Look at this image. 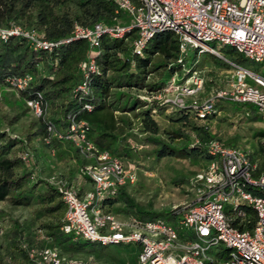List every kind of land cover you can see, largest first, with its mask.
Masks as SVG:
<instances>
[{
	"label": "built area",
	"instance_id": "built-area-1",
	"mask_svg": "<svg viewBox=\"0 0 264 264\" xmlns=\"http://www.w3.org/2000/svg\"><path fill=\"white\" fill-rule=\"evenodd\" d=\"M112 1L118 11L127 15V23L110 26L98 23L92 28L75 25L68 39L55 43L44 41L14 24L0 30V37L3 40L9 36L23 37L35 51H51L61 44L85 40L90 52L80 65L83 80L74 89L80 100L89 94L92 75L100 73L95 58L103 35L122 40L135 32L136 37L131 42L135 56H142L155 36L172 33L178 39L177 63L191 50L219 55L221 49L209 45L215 42L254 63L264 64V0H139L138 4L130 0ZM226 62L234 72L229 87L215 89L205 99L197 97L203 80L195 72L181 82H177L176 76L171 78L161 91L151 92L150 97L173 111L191 112L196 121H206L215 115L216 105L222 101L251 104L264 117V77L229 60ZM32 81V76L26 74L7 79L6 83L9 89L20 94ZM169 92L176 95L169 97ZM25 103L34 117L41 116L38 99ZM84 109L91 111L93 107L86 104ZM88 131L85 122L73 120L64 135L54 133L59 139L70 141L87 161L78 175L92 184V190L81 198L78 188L59 176L46 180L66 206L60 228L64 234L102 247L135 245L137 264H264V168L251 156L252 151L224 146L218 140L210 141L206 154L211 161L193 178L196 198L181 212L174 210L177 216L174 223L142 221L136 217L126 218V221L105 211L103 203L120 187L133 185L135 172L109 152L99 151L87 138ZM5 132L12 139H20L8 130ZM44 142L49 144L50 138H45ZM260 146L264 150V138ZM19 156L28 163L32 154L24 150ZM248 212L255 220L250 229H246L250 223L246 220ZM219 245H224L225 249L213 254V247ZM22 248L29 264H82L65 260L55 249ZM0 264H4L1 257Z\"/></svg>",
	"mask_w": 264,
	"mask_h": 264
},
{
	"label": "trees",
	"instance_id": "trees-1",
	"mask_svg": "<svg viewBox=\"0 0 264 264\" xmlns=\"http://www.w3.org/2000/svg\"><path fill=\"white\" fill-rule=\"evenodd\" d=\"M130 1L134 4L139 3V0ZM127 18L124 12L117 10V6L112 0H0V30L8 29L14 24L51 43L68 39L75 25L92 28L95 24L103 23L110 26L118 22L127 23ZM135 37V32H132L122 40L106 35L100 38V46L96 49L97 56L95 58L100 73L92 75L89 94L81 100L75 96L74 89L83 80L80 65L87 60L90 52L85 40L80 39L61 44L51 51H35L29 41L23 37L9 36L6 40L0 37V87H7V79L22 77L26 74L32 76L33 81L19 95L25 102L38 99L41 104L42 114L37 118L42 130L41 143L48 149L71 153L68 161L75 165L74 172L77 174L79 169L87 164V161L78 154L70 141L54 136V133L64 135L73 120L85 122L89 126L87 138L99 151H107L113 157L121 159L119 156L122 152L120 147L124 144L126 136L120 123L125 126L128 124L123 117L117 116V112H131L133 109L148 108L141 112V124L143 131L149 133L147 141L156 147L155 158L151 160L150 166L153 168L157 161L168 155L166 150L175 153L172 148H167L165 141L158 136V126L151 117V111L154 112L163 105L155 100L147 102L137 97L127 98V95L121 91L159 92L169 82L170 77L177 72H179V76H177L183 80L191 76V68L195 63L196 56L190 64L187 56L182 58L181 63H177L178 39L172 33L155 36L148 43L143 55L135 56L131 49V42ZM172 44H176V46L170 48L174 51L168 53V58L174 59L177 63L176 66L169 69L166 81L147 85L144 66L152 55L158 53L164 46L170 47ZM224 54L227 60L248 69L250 60L247 58L235 53L232 49ZM113 90L116 92L112 93ZM113 95L116 100L110 102ZM123 97L128 99V102L120 108L119 101ZM129 103H131L130 107L127 106ZM86 104L92 105L93 109L85 110L84 105ZM248 110L251 111V114L256 111L253 107ZM171 120L180 125V128L191 130L195 135V140L191 142L188 133L182 132L183 130L175 132L176 138L184 140L180 155L193 164L203 163L206 167L211 161V158L206 154L207 144L217 139L208 133L207 127L197 126V123L204 121H196L191 112L185 109L174 110ZM48 127H51V131H48ZM36 135L30 134L28 137H23L24 139H12L4 130H0V138L5 140H0V202L8 200L11 205L17 207H27L35 203L39 205L38 214L41 217L55 219L54 222L50 221L44 224L50 241L45 246L38 248H51L59 251V244L68 242V253L77 254L91 251L85 246H81L74 237L66 235L60 230L66 212V206L61 200L60 194L47 182L43 183L38 180V175L29 171L27 163L19 156L24 150L31 154L33 151L31 144L35 141L33 137ZM47 137L50 138L49 144L44 142ZM195 141H197L196 144ZM257 153L264 156L261 146L256 152L252 151L251 153L254 160L259 161ZM260 167L264 168V161H260ZM17 171L20 172L17 174ZM58 176L66 180L63 174ZM42 183L44 188L40 191L38 186ZM129 187H133V185L125 184L116 191L114 196L104 201L103 207H108L106 211L113 214L122 213L127 218L136 217L142 221L157 218H163L171 223L176 221L177 216L174 214V210L157 212L150 205L142 206L137 203L128 193L127 188ZM115 202H120L123 207L111 208ZM246 220L250 221L246 229H250L255 221L252 213H246ZM22 246H34L26 244L19 246V249L24 252L25 262L23 264H29ZM123 247L125 246L118 245L116 249L119 251ZM136 249L138 248L136 247Z\"/></svg>",
	"mask_w": 264,
	"mask_h": 264
},
{
	"label": "rangeland",
	"instance_id": "rangeland-1",
	"mask_svg": "<svg viewBox=\"0 0 264 264\" xmlns=\"http://www.w3.org/2000/svg\"><path fill=\"white\" fill-rule=\"evenodd\" d=\"M209 45L217 50L221 49L218 52L219 55L208 53H197L196 55L195 50L188 51L186 55L189 64L194 61L196 56L191 69L192 73L195 72L203 80L202 90L197 95L198 99L201 100L209 97L215 89L228 88L234 74L231 66L226 62L227 59L224 54L231 48L220 47L215 42H210ZM175 46L176 44H172L170 47L164 46L158 53L149 58V62L144 66L147 85L167 80L166 76L169 69L177 64L174 59L168 58V53L174 51L170 48ZM248 69L264 77V64H255L249 61ZM177 75L179 76V72L170 78L176 76L177 82H181L183 78ZM115 92V90L112 91V93ZM121 93L127 95V98L142 97L145 100H153L150 97L153 94L151 95L148 90L141 92L123 90ZM168 95L174 97L176 94L169 92ZM115 100L113 95L109 101L114 102ZM127 102L128 99L123 97L119 101L120 108ZM130 105L131 103L127 106L130 107ZM250 107L253 106L251 104L220 102L217 113L208 120L197 123V126L207 127L208 133L226 146L256 152L264 138V117L258 111L251 114V111L248 110ZM147 109L138 108L131 112H117V116L123 117L128 124L125 126L120 123L126 136L124 144L120 147L122 151L119 155L120 160L126 168L133 170L136 175V182L133 187L127 188V191L137 203L142 206L150 205L154 211L177 210L181 212L194 202L196 193L192 186L193 178L205 166L203 163L193 164L180 155L184 140L176 138L175 132L183 130L182 132L188 133L191 142L195 140V135L191 130L182 129L180 125L171 120L173 109L163 106L154 112L151 111V117L158 126V136L165 141L167 148H172L175 152L166 150L168 155L157 161L152 168L150 162L155 158L154 150L156 147L147 141L149 133L143 131L141 124V112ZM0 130H8L12 135L22 139L30 134H37L33 137L35 141L31 144L33 157L27 165L29 171L38 175H36L38 180L44 183L47 179L58 176L59 173L63 174L60 171L62 167H66L71 153L48 149L41 143L40 121L33 116L21 96L5 86L0 87ZM0 140L5 141L2 137ZM257 156L259 161H264L263 154L257 153ZM150 168L152 170H149ZM43 183L39 184L38 190L41 191L44 188ZM120 207H122L120 202L111 205V208L114 209ZM38 208L39 205L35 203L27 207H17L11 205L8 200L0 202V256L6 260L8 256H11L10 264H23L25 262L24 252L19 249L20 245L43 247L50 241L44 224L50 221L54 222L55 219L41 217L38 214ZM228 209L227 207L226 211ZM124 220L127 221V219ZM159 220L169 222L163 218L155 219L156 222ZM78 241L81 246H85L91 251L77 254L68 253V242L61 243L59 244V252L65 260H76L82 264H137L136 252L138 249L135 245L125 246L118 251L116 246L102 247L82 239ZM224 249V245L213 247V254Z\"/></svg>",
	"mask_w": 264,
	"mask_h": 264
},
{
	"label": "crops",
	"instance_id": "crops-1",
	"mask_svg": "<svg viewBox=\"0 0 264 264\" xmlns=\"http://www.w3.org/2000/svg\"><path fill=\"white\" fill-rule=\"evenodd\" d=\"M75 165L71 163V161H68L66 164V167H62V170L60 172L63 173V175L66 178V181L73 184L75 187L79 190V195L82 198L88 191L92 190V184L91 182L86 179L85 177L79 176L76 172H74ZM61 174V173H59ZM123 207V206H122ZM121 207V208H122ZM105 211L108 209L107 206L104 207ZM119 219L124 220L127 218L124 214H116ZM132 216V215H129ZM128 216V217H129ZM9 258V259H8ZM7 260L2 256V260L4 264H10L11 256H8Z\"/></svg>",
	"mask_w": 264,
	"mask_h": 264
}]
</instances>
